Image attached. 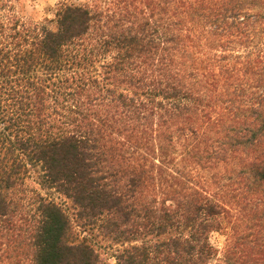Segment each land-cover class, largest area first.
<instances>
[{
    "label": "trees",
    "instance_id": "obj_1",
    "mask_svg": "<svg viewBox=\"0 0 264 264\" xmlns=\"http://www.w3.org/2000/svg\"><path fill=\"white\" fill-rule=\"evenodd\" d=\"M54 15L0 0V264H264V0Z\"/></svg>",
    "mask_w": 264,
    "mask_h": 264
},
{
    "label": "rangeland",
    "instance_id": "obj_2",
    "mask_svg": "<svg viewBox=\"0 0 264 264\" xmlns=\"http://www.w3.org/2000/svg\"><path fill=\"white\" fill-rule=\"evenodd\" d=\"M86 1L89 0H25V3H26V9L30 13V16L33 20L36 21L46 20L45 23L49 27H54L55 24V21L53 20L55 16L54 13L61 3H82ZM36 176H37L36 171L31 170V173L26 180V183L29 187L35 188L38 191H40L42 194L51 196L55 198L57 201L64 200L66 206H70V201L67 198H64L58 192L52 189L41 188L37 183ZM71 210L72 209L69 208L68 211L71 212ZM94 240H96L99 244L98 250L100 252L102 259L108 264H116V260L113 255L116 249L118 248V245L98 236L94 237ZM225 240H226V234L224 232H215L211 235V241L214 243L215 246H217L219 250L222 249ZM214 262L215 260L212 259V261L209 264H214Z\"/></svg>",
    "mask_w": 264,
    "mask_h": 264
}]
</instances>
